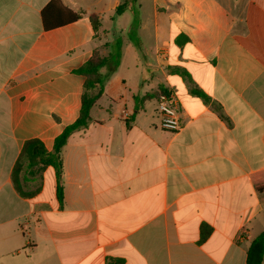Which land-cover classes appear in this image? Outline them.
Instances as JSON below:
<instances>
[{
  "label": "crops",
  "instance_id": "0c3cea01",
  "mask_svg": "<svg viewBox=\"0 0 264 264\" xmlns=\"http://www.w3.org/2000/svg\"><path fill=\"white\" fill-rule=\"evenodd\" d=\"M123 2L0 0V264H247L264 233V0H135L118 15ZM70 11L83 15L59 26ZM95 49L119 64L63 149V205L51 167L23 197L22 147L52 151L77 120L74 71ZM164 92L177 132L161 126Z\"/></svg>",
  "mask_w": 264,
  "mask_h": 264
},
{
  "label": "trees",
  "instance_id": "16d2710c",
  "mask_svg": "<svg viewBox=\"0 0 264 264\" xmlns=\"http://www.w3.org/2000/svg\"><path fill=\"white\" fill-rule=\"evenodd\" d=\"M135 0H124L116 9V14L124 13L130 4ZM56 1L49 3L43 10L42 16L44 27L46 30L55 28L56 23L50 22L53 17ZM66 19L61 20V25L69 24L77 21L83 13L67 12ZM137 20H134V24ZM91 23L95 34H99L101 28V20L99 17H92ZM119 64V56L111 52L108 56L102 55L99 49H95L92 57L79 69L74 72L85 77L82 104L80 115L75 122L67 125L62 133H60L54 142L52 151H48L42 140L39 138H31L25 141L21 153L14 165L12 172V181L15 189L23 197H33L40 191V180L42 172L51 167L56 175V191L57 198L63 205V160L62 152L67 145L70 136L77 130H81L88 126L91 121V110L103 95L106 76L102 70L107 67L110 72H113ZM202 94V93H201ZM256 190L259 192L261 199H264V182L256 185ZM211 232L210 228L202 226L201 242L205 241ZM107 264H124L122 259L111 258ZM247 264H264V233L255 238L249 247L247 254Z\"/></svg>",
  "mask_w": 264,
  "mask_h": 264
},
{
  "label": "built area",
  "instance_id": "2783aa9c",
  "mask_svg": "<svg viewBox=\"0 0 264 264\" xmlns=\"http://www.w3.org/2000/svg\"><path fill=\"white\" fill-rule=\"evenodd\" d=\"M158 110L161 117V126L165 130L177 132L181 130L182 124L179 113L175 107L170 92H164L160 95L158 101Z\"/></svg>",
  "mask_w": 264,
  "mask_h": 264
},
{
  "label": "rangeland",
  "instance_id": "374dc122",
  "mask_svg": "<svg viewBox=\"0 0 264 264\" xmlns=\"http://www.w3.org/2000/svg\"><path fill=\"white\" fill-rule=\"evenodd\" d=\"M123 20L127 23V24H132L133 21L135 20V15L130 12V11H127L126 12V16L123 18ZM109 23V22H108Z\"/></svg>",
  "mask_w": 264,
  "mask_h": 264
}]
</instances>
